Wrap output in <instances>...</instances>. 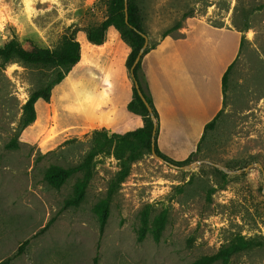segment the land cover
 <instances>
[{
    "label": "rangeland",
    "instance_id": "rangeland-1",
    "mask_svg": "<svg viewBox=\"0 0 264 264\" xmlns=\"http://www.w3.org/2000/svg\"><path fill=\"white\" fill-rule=\"evenodd\" d=\"M134 1L143 18L146 50L170 30L166 38L178 45L187 63L197 54L199 77L217 71L222 79L233 64L224 95L220 85L221 113L198 153L199 117L189 116L186 131L164 109L161 151L179 162L196 153L178 167L201 164L184 170L145 154L112 195L101 233L98 207L108 199L120 166L112 157L99 156L83 202L65 208L83 173L59 189L45 174L52 167L77 168L94 147L95 131L122 133L142 125L127 111L134 83L127 66L131 48L114 29L102 45L87 40V30L106 20L109 0H0V48L30 40L55 50L65 36L81 45L80 62L53 89L50 102L37 103L36 120L27 126L24 105L58 70L0 60V263L13 258L11 264H94L96 259L97 264H194L241 235L255 246L216 264H264L261 169L226 174L208 164L228 171L254 164L264 168V0ZM144 75L143 70V83ZM212 90L216 105V85ZM209 118L205 111L202 119Z\"/></svg>",
    "mask_w": 264,
    "mask_h": 264
},
{
    "label": "trees",
    "instance_id": "trees-1",
    "mask_svg": "<svg viewBox=\"0 0 264 264\" xmlns=\"http://www.w3.org/2000/svg\"><path fill=\"white\" fill-rule=\"evenodd\" d=\"M128 22H126L125 0H109V10L106 20L98 27L87 30V40L94 45H102L105 42L106 33L110 29H114L121 39L130 45L131 52L127 60V66L132 68L140 50L146 42V33L143 27V18L139 6L134 0H128L127 5ZM176 27H174L175 29ZM172 30V29H171ZM171 31L163 34L166 38ZM155 46L145 50L147 55ZM18 60L22 63L42 66L46 68L57 69L56 77L45 87L35 91L24 105L25 126L30 125L36 120V105L40 101L50 102L53 89L62 84L68 73L81 60V45L74 36H65L62 44L55 50L44 49L38 47L32 41H27L24 45L17 40H12L0 48V60L7 63L11 60ZM143 59V57H142ZM137 64L134 74L138 82L139 88L145 99L150 105L155 117L152 121L150 113L138 94L133 83L131 90V99L127 104V111L134 117L142 119V125L134 130L122 133H109L107 130L95 131L94 147L87 154L84 161L77 167L72 169H63L60 167H52L46 174L45 180L53 188H61L73 175L78 172L83 173V178L77 184L75 195L66 200L64 207H79L83 202L86 190L94 177L95 161L99 156L112 157L118 161L120 170L109 192L108 199L98 207V215L100 221V232L103 233L107 225L109 217V203L112 195L117 187L129 177L131 165L142 158L145 154H154L162 159L168 165L181 166L191 161L193 156L200 151L201 144L209 130L215 128L220 113L213 120L207 123L203 130V135L197 144L196 153H192L185 161H175L165 155L158 145L160 133V117L154 106L146 76L144 82L140 78V72L144 70L142 60ZM233 64H231L222 77V92H226L228 78ZM156 130L155 142L153 146V132ZM145 224V223H144ZM145 236V230L141 232L140 240ZM29 241L22 244L16 257L23 254ZM255 246L253 241L246 240L241 235L236 236L229 245L221 248L216 254L204 257L194 264H216L218 262L227 263L233 256L250 250ZM13 258H9L0 264H11ZM97 264V259L95 263Z\"/></svg>",
    "mask_w": 264,
    "mask_h": 264
},
{
    "label": "crops",
    "instance_id": "crops-1",
    "mask_svg": "<svg viewBox=\"0 0 264 264\" xmlns=\"http://www.w3.org/2000/svg\"><path fill=\"white\" fill-rule=\"evenodd\" d=\"M166 49L170 50L169 54H166ZM196 53L197 52H195V54ZM186 58H188V56ZM196 58L197 54L194 59H192L191 63H187V59L181 55L178 45L171 39L165 38L152 49L143 60L144 72L150 94L160 117V133L162 127L161 122L167 110L175 115L177 126L186 131L191 128L189 116L197 115L199 117V123L197 124L199 133L195 144L200 141L205 125L214 118L220 110V85L222 86V79L218 77L217 71H214L213 74L209 73L210 75H204L203 73L202 77L197 75L195 71V62L197 63ZM151 59L153 62L149 65L147 62ZM172 65H174V67H172ZM213 84L216 85L218 89V102L216 105L214 92L212 90L214 87ZM201 86L203 92H200ZM165 108L167 110H164ZM205 111L210 114L209 120L202 119V115ZM180 115L183 116L184 122L180 119ZM197 125L195 126L197 127ZM158 145L160 146V144ZM190 152L191 150L181 156L185 157Z\"/></svg>",
    "mask_w": 264,
    "mask_h": 264
},
{
    "label": "water",
    "instance_id": "water-1",
    "mask_svg": "<svg viewBox=\"0 0 264 264\" xmlns=\"http://www.w3.org/2000/svg\"><path fill=\"white\" fill-rule=\"evenodd\" d=\"M127 5H128V0H125L126 22H128V15H127V9H128V7H127ZM147 45H148V40H147V38H146L145 45H144V47L140 50V52H139V54H138V56H137V58H136V60H135V62H134V64H133L132 68L130 69V71H131V77H132L133 82H134V84H135V87H136V89H137V91H138V94H139V96L141 97V99L143 100L144 104L146 105V107H147V109H148V111H149V113H150V116H151L152 121L155 122V117H154V114H153V112H152V109H151L150 105L148 104L147 100L145 99L143 93L141 92V90H140V88H139V85H138V82H137L136 79H135V74H134V70H135L137 64L141 61V59H142V57H143V55H144V52H145V50H146V48H147ZM155 136H156V130L154 129V132H153V139H152V141H153V146H154V142H155ZM153 156L157 157V156L154 154V152H153ZM157 158H158V157H157ZM158 159L161 160L162 162H164L162 159H160V158H158ZM164 163H165V162H164ZM199 164H201V162L196 163V164L193 165V166H187V167H178V166H175V165H170V166H171V167H174V168H180V169H184V170H185V169H192V168H195V167H197ZM208 164H210V165H212V166L218 168L219 170L223 171V172L226 173V174H239V173H241V172H243V171H245V172L248 171L251 167H259V168L261 169V171H262V173H263V177H264V168H263L260 164H254V165L249 166V167L246 168V169L238 170V171H228V170H227L226 168H224L223 166L218 165V164H214V163H209V162H208ZM263 194H264V185H263Z\"/></svg>",
    "mask_w": 264,
    "mask_h": 264
}]
</instances>
